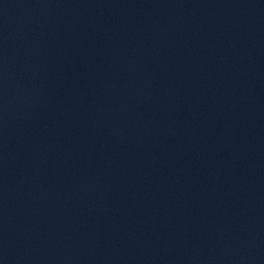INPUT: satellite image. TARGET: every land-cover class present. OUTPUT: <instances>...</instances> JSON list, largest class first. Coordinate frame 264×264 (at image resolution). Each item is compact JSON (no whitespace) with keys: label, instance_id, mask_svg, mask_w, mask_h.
I'll list each match as a JSON object with an SVG mask.
<instances>
[{"label":"water","instance_id":"obj_1","mask_svg":"<svg viewBox=\"0 0 264 264\" xmlns=\"http://www.w3.org/2000/svg\"><path fill=\"white\" fill-rule=\"evenodd\" d=\"M0 264H264V24L0 0Z\"/></svg>","mask_w":264,"mask_h":264}]
</instances>
